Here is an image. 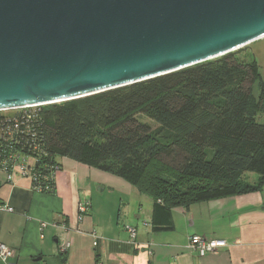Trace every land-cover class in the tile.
<instances>
[{
	"label": "trees",
	"instance_id": "1",
	"mask_svg": "<svg viewBox=\"0 0 264 264\" xmlns=\"http://www.w3.org/2000/svg\"><path fill=\"white\" fill-rule=\"evenodd\" d=\"M37 108L30 122L34 133L18 138L25 153L32 141L38 146L32 154L36 171L48 177L58 167L56 158L65 157L125 180L152 199L155 231L171 227L174 208L264 187V82L254 63H242L234 53ZM247 174L257 181L249 183Z\"/></svg>",
	"mask_w": 264,
	"mask_h": 264
},
{
	"label": "water",
	"instance_id": "2",
	"mask_svg": "<svg viewBox=\"0 0 264 264\" xmlns=\"http://www.w3.org/2000/svg\"><path fill=\"white\" fill-rule=\"evenodd\" d=\"M262 38L264 0H0V112L142 83Z\"/></svg>",
	"mask_w": 264,
	"mask_h": 264
},
{
	"label": "crops",
	"instance_id": "3",
	"mask_svg": "<svg viewBox=\"0 0 264 264\" xmlns=\"http://www.w3.org/2000/svg\"><path fill=\"white\" fill-rule=\"evenodd\" d=\"M55 161L52 193L18 175L9 181L0 168V207L12 210L0 211V244L16 253L5 264H264V187L174 208L171 227L155 231L149 196L86 164ZM83 202L88 211L80 215ZM126 226L136 230L134 240ZM193 236L219 247L201 258L188 248Z\"/></svg>",
	"mask_w": 264,
	"mask_h": 264
},
{
	"label": "built area",
	"instance_id": "4",
	"mask_svg": "<svg viewBox=\"0 0 264 264\" xmlns=\"http://www.w3.org/2000/svg\"><path fill=\"white\" fill-rule=\"evenodd\" d=\"M33 120L34 116H32V114H25L21 117L0 120V168L8 174L9 181H11L15 175H18L19 177L30 179L34 190L40 192H50L52 190V186H50L49 183H52L55 171L58 167H55L51 172L52 174L48 177L47 175H40L35 169L37 161L34 155H32L33 151L38 149L35 142L32 141V145L28 146L29 153L24 152L23 146L18 148V146H20L18 138L22 135L25 137V135L28 136L34 133L30 129V122ZM33 136L34 135H32V138ZM31 151L32 153H30ZM78 210L80 215H84L88 211V203H81L78 206ZM0 211L12 212V210L7 206H1ZM125 231L127 232L130 240L135 239L136 230L134 228L126 226ZM95 245L96 243H94V246ZM68 247L69 244L60 245L58 252L60 254H64ZM218 247L219 244L216 240L197 236H193L189 239L188 248L201 258L208 253L214 252ZM15 255L16 253L13 250L0 244V261L4 264Z\"/></svg>",
	"mask_w": 264,
	"mask_h": 264
},
{
	"label": "rangeland",
	"instance_id": "5",
	"mask_svg": "<svg viewBox=\"0 0 264 264\" xmlns=\"http://www.w3.org/2000/svg\"><path fill=\"white\" fill-rule=\"evenodd\" d=\"M233 53L238 56L239 61L242 63H254L256 66V71L259 76V81L264 82V38L259 39ZM253 94L255 97L258 95V85L257 84L254 86ZM57 104L60 105L62 103H57ZM46 106L48 105H44L41 107L43 108ZM36 110H38V108L33 107L30 109H24V110L19 109V110H12V111H1L0 116H7L10 114L20 113V112H22L23 114H33L36 112ZM138 119L142 123L148 124L151 127V130L155 131L159 129L158 126L154 122L148 120L147 118L143 116H139ZM246 176H247L246 177L247 181L250 183H254L257 180L256 175L247 174Z\"/></svg>",
	"mask_w": 264,
	"mask_h": 264
}]
</instances>
